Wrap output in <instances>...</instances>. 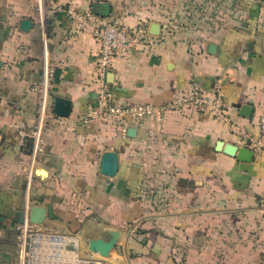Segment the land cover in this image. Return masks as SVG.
<instances>
[{
    "label": "crops",
    "instance_id": "1",
    "mask_svg": "<svg viewBox=\"0 0 264 264\" xmlns=\"http://www.w3.org/2000/svg\"><path fill=\"white\" fill-rule=\"evenodd\" d=\"M56 1L101 23L148 29L151 44L117 57L106 83L114 104L152 105L161 120L128 117L134 138L121 136L117 120L85 124L100 88L95 38L65 12L0 0V264H19L16 225L20 212L29 222L33 206L47 210L41 230L77 236L82 253L103 264H264V152L248 145L264 116V0ZM52 63L58 69L50 106L66 98L72 113L56 116L27 176L28 154L14 126L34 125V87ZM192 82L207 91L220 82L230 117L248 137L199 111L169 107ZM244 105L252 107L251 119L241 116ZM219 142L248 147L253 161L218 151ZM107 151L120 158L114 178L100 172ZM111 231L121 237L110 257L91 253L89 242L109 240Z\"/></svg>",
    "mask_w": 264,
    "mask_h": 264
},
{
    "label": "built area",
    "instance_id": "2",
    "mask_svg": "<svg viewBox=\"0 0 264 264\" xmlns=\"http://www.w3.org/2000/svg\"><path fill=\"white\" fill-rule=\"evenodd\" d=\"M29 2L38 13H44L47 9L53 14L65 12L78 31L91 34L99 45L100 50L95 63L97 82L100 84L98 102L83 118L85 124L117 120L121 124V136L127 138L128 117L161 120L160 111L152 105L123 107L114 104L113 94L106 83L107 74L117 57L132 48L151 44L148 29L140 27L130 30L112 22L101 23L92 12L82 13L73 7L63 6L56 0ZM57 69V63L50 64L44 70L42 81L34 87L38 94L34 125L31 128L14 126L17 143L28 154V161L24 163L22 170L27 176L34 172L45 153L48 130L56 118L49 97ZM169 107L185 113L199 111L226 124L239 137H248L247 132L230 117L220 82H217L212 91H207L197 82H192L190 89L175 96ZM258 127L259 137L251 139L248 145L253 150L264 152V116L259 118ZM16 243L19 264H103L102 261L82 253V243L77 236L51 232L48 229L41 230L38 225L30 222L16 225Z\"/></svg>",
    "mask_w": 264,
    "mask_h": 264
},
{
    "label": "water",
    "instance_id": "3",
    "mask_svg": "<svg viewBox=\"0 0 264 264\" xmlns=\"http://www.w3.org/2000/svg\"><path fill=\"white\" fill-rule=\"evenodd\" d=\"M31 26V22L24 21L22 23V29L28 30ZM152 33L159 34L160 33V26L153 25L152 26ZM217 47L215 44L211 43L209 45V53L215 54ZM109 73L107 74L106 79L108 78ZM241 116L244 118L251 119L253 116V109L249 105H244L241 108ZM53 112L58 117L68 118L72 113V102L69 99L57 97L54 102ZM137 135V130L131 128L128 131V137L134 138ZM217 150L222 151L232 157H236L241 162H252L254 158V152L249 149L248 147L241 148L235 144H224L223 142H219L217 144ZM120 169V158L117 152L115 151H107L103 153L101 160H100V172L103 176L114 178ZM38 176H45L46 171L40 169L37 171ZM47 217V210L45 207L41 206H33L30 208L28 214L29 222L36 224V225H43L45 223ZM25 221V213L20 212V223H24ZM111 236L109 240L104 239H95L89 242V250L93 254H100L102 258H108L111 255V252L115 249L121 234L116 231L109 232ZM4 258L7 260L10 258L8 254L3 255Z\"/></svg>",
    "mask_w": 264,
    "mask_h": 264
},
{
    "label": "rangeland",
    "instance_id": "4",
    "mask_svg": "<svg viewBox=\"0 0 264 264\" xmlns=\"http://www.w3.org/2000/svg\"><path fill=\"white\" fill-rule=\"evenodd\" d=\"M135 1V0H134ZM185 1V5H189V0H184ZM187 1V2H186ZM192 3V2H191ZM196 5H194L195 7L197 6L198 8L202 7L203 5L200 3V1L198 3H195ZM193 5V4H192Z\"/></svg>",
    "mask_w": 264,
    "mask_h": 264
}]
</instances>
